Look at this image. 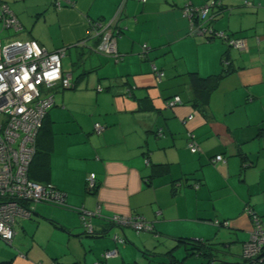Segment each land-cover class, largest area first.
<instances>
[{"label":"crops","instance_id":"obj_1","mask_svg":"<svg viewBox=\"0 0 264 264\" xmlns=\"http://www.w3.org/2000/svg\"><path fill=\"white\" fill-rule=\"evenodd\" d=\"M0 1L21 24L11 38L67 47L62 68L73 84L51 91L30 167L32 181L63 191L66 204L28 203L31 216L16 218L12 244L0 239V264H92L110 249L117 254L104 264H207L180 238L219 243L229 254L220 257L241 263L231 244L249 238L245 206L264 226V0H220L222 9L209 14L213 30L243 40L244 49L205 40L183 14L187 4L214 0ZM111 19L121 29L119 60L93 51L96 39L75 45L93 22ZM223 68L229 72L219 77ZM190 73L216 77L196 94ZM175 95L181 103L170 107ZM95 123L104 126L99 134ZM219 154L224 162L212 163ZM91 173L97 188L89 192ZM97 208L101 215L81 217ZM114 216H138L153 228L116 226Z\"/></svg>","mask_w":264,"mask_h":264},{"label":"built area","instance_id":"obj_2","mask_svg":"<svg viewBox=\"0 0 264 264\" xmlns=\"http://www.w3.org/2000/svg\"><path fill=\"white\" fill-rule=\"evenodd\" d=\"M219 3L214 0L200 8L185 5L184 16L199 24L197 32L204 36L216 37L232 48L244 49L243 40L228 37L222 31L213 30L209 16ZM208 25H205V23ZM1 30L12 28L21 29L20 23L11 10L0 4ZM121 33L116 19L109 22L95 21L91 24L89 35L96 39L93 51L110 55L116 59L120 54L116 49V39ZM78 45L85 46L86 39ZM146 50V45L143 46ZM67 47L49 51L36 40H0V239L11 245L15 237L14 223L16 218L28 219L31 208L28 203H47L58 206L66 204V194L51 184H40L29 179V165L36 152L37 135L48 109L53 104L51 91L59 86L68 89L73 86L71 74L63 72L62 59ZM157 81L163 77V72L153 67ZM101 88L98 87V90ZM181 103L179 96L169 101V106ZM191 118V116H189ZM104 130L100 123L94 124V132L99 134ZM188 148L192 152L199 151V145L193 133L189 135ZM224 162L222 155L211 159L212 163ZM198 185L195 184V187ZM97 180L94 173L86 178V189L95 191ZM245 212L251 217L252 229L248 240L243 243L242 257L251 264H264V226L250 207ZM83 219H91L101 215L100 208L93 212L81 210ZM110 222L116 226H129L136 232L150 231L153 225L141 217L114 216ZM227 224V222H225ZM87 232L92 233L91 225L86 224ZM115 241L124 243V239L113 236ZM117 254L115 249L106 250L101 262Z\"/></svg>","mask_w":264,"mask_h":264},{"label":"trees","instance_id":"obj_3","mask_svg":"<svg viewBox=\"0 0 264 264\" xmlns=\"http://www.w3.org/2000/svg\"><path fill=\"white\" fill-rule=\"evenodd\" d=\"M219 1V3L217 4V6L216 7H218V9H222V4H221V2H220V0H218ZM0 4H5L8 8H9V10H11L10 9V7L8 6V4L6 3V2H3V1H0ZM56 5L58 6V7H60V5H61V2H59V1H56ZM110 20H108V21H105V22H109ZM193 22H200V20L198 21L195 17L193 18V20H192ZM20 23V22H19ZM205 25H208V23L206 22L205 23ZM20 26H21V24H20ZM5 30H14V29H12V28H9V29H3V30H1V32H4ZM21 30V29H20ZM19 31V30H18ZM205 40H209V41H212L214 38H216V37H209L208 35H204V36H202ZM92 37H91V35H89L87 38H86V41H87V39H91ZM220 39V38H219ZM84 40V39H83ZM80 41H82V40H80ZM80 41H78L75 45L77 46L78 45V43L80 42ZM79 46H81V45H79ZM65 47V46H64ZM61 48V47H60ZM144 49V48H143ZM98 53V52H97ZM145 54V52H143V55ZM108 56H110V55H108ZM110 57H112V56H110ZM119 60V59H118ZM159 70V69H158ZM63 72H66V71H64L63 70ZM229 72V70H227V69H224L223 68V70H222V72H221V74L219 75V77H222V76H224V75H226L227 73ZM154 73V72H153ZM216 77V76H215ZM215 77H207V78H202V77H200L199 75H197L196 73H190L189 75H188V79H189V83H190V85L192 86V88H193V90L195 91V93L197 94V93H199L200 91H205L209 86H210V79L211 78H215ZM57 87V86H56ZM55 87V88H56ZM61 88V87H60ZM62 89V88H61ZM129 91V90H128ZM129 94H130V91H129ZM175 96H179V95H175ZM175 96H173L172 98H170V99H168V101L166 102V104L168 105V103H169V101H172V99L175 97ZM180 97V96H179ZM180 99H181V97H180ZM194 101H196V100H194ZM53 105V104H52ZM176 105V104H175ZM174 105V106H175ZM170 107H172V106H170ZM42 126H43V123H42ZM42 126H41V128H42ZM40 128V129H41ZM40 132V131H39ZM38 135H39V133H38ZM38 135H37V137H38ZM189 149V148H188ZM190 150V149H189ZM36 152H37V140H36ZM36 152H35V154H36ZM190 152H192L191 150H190ZM196 152H198V151H196ZM196 152H192V153H196ZM35 156V155H34ZM34 158V157H33ZM32 161H33V159H32ZM32 161H31V163H32ZM31 163H30V165H29V172H28V177H29V179L30 180H32L31 179V175H30V167H31ZM195 186V185H194ZM248 206H245V210H246V208H247ZM251 218V217H250ZM225 222H227V224L225 223ZM217 226H228V221H225V220H223V221H220V220H217L216 222H214ZM143 232V231H142ZM250 235V234H249ZM248 240V239H247ZM179 241H181L182 243H184V244H186V245H189L188 246V248H187V250L188 251H190L192 254H200V255H202L203 257H205L206 259H207V264H251L249 261H247V260H245L243 257H242V247H241V258H242V262L241 263H233V262H229L227 259H225V257H220L218 254H225L226 256L227 255H229L228 253H225L223 250H220L219 248L217 249V247H215V246H217V245H219V243H216V242H187L184 238H180V240ZM245 242V241H244ZM243 242V243H244ZM243 243H242V246H243ZM217 251H220V253H216ZM169 253H171L170 251H169ZM169 253H166V254H169ZM170 259V258H169ZM172 264H182V263H180V262H177V261H172Z\"/></svg>","mask_w":264,"mask_h":264},{"label":"rangeland","instance_id":"obj_4","mask_svg":"<svg viewBox=\"0 0 264 264\" xmlns=\"http://www.w3.org/2000/svg\"><path fill=\"white\" fill-rule=\"evenodd\" d=\"M2 25L0 24V40L6 41V40H15L14 38H11L12 30H5L4 32H1ZM21 41V40H20ZM67 59H64L63 62L65 63ZM65 66V65H64ZM232 253L240 255L241 251V244L239 243H232L231 244Z\"/></svg>","mask_w":264,"mask_h":264},{"label":"water","instance_id":"obj_5","mask_svg":"<svg viewBox=\"0 0 264 264\" xmlns=\"http://www.w3.org/2000/svg\"><path fill=\"white\" fill-rule=\"evenodd\" d=\"M151 256L152 257H158L159 255H158V253H155V254H152Z\"/></svg>","mask_w":264,"mask_h":264}]
</instances>
